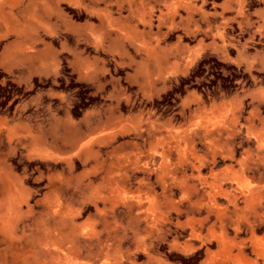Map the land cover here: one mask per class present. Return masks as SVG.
<instances>
[{
  "label": "rangeland",
  "instance_id": "rangeland-1",
  "mask_svg": "<svg viewBox=\"0 0 264 264\" xmlns=\"http://www.w3.org/2000/svg\"><path fill=\"white\" fill-rule=\"evenodd\" d=\"M260 1L0 0V264H264Z\"/></svg>",
  "mask_w": 264,
  "mask_h": 264
},
{
  "label": "crops",
  "instance_id": "crops-1",
  "mask_svg": "<svg viewBox=\"0 0 264 264\" xmlns=\"http://www.w3.org/2000/svg\"><path fill=\"white\" fill-rule=\"evenodd\" d=\"M243 6H245V5L243 4ZM255 9H258V10L261 12V14H259L258 16H254V15H252V18H255V19H256L255 22L258 23L259 28H260L261 30H263V29H264V0H261V1H260V6H258V7L255 8ZM235 27H236V28H241V27H239V26H235ZM243 31H245V30L243 29ZM246 33H247L248 36H249V32L246 31ZM252 33H253V35H256V36H258V37L260 38V35H259L258 31L253 30ZM260 39H261V38H260ZM262 39H264V37H263Z\"/></svg>",
  "mask_w": 264,
  "mask_h": 264
},
{
  "label": "bare ground",
  "instance_id": "bare-ground-1",
  "mask_svg": "<svg viewBox=\"0 0 264 264\" xmlns=\"http://www.w3.org/2000/svg\"><path fill=\"white\" fill-rule=\"evenodd\" d=\"M222 247V246H221ZM223 248V247H222Z\"/></svg>",
  "mask_w": 264,
  "mask_h": 264
}]
</instances>
